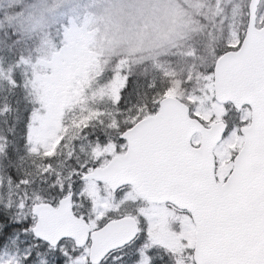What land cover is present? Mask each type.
Wrapping results in <instances>:
<instances>
[{
  "label": "snow or ice",
  "instance_id": "1",
  "mask_svg": "<svg viewBox=\"0 0 264 264\" xmlns=\"http://www.w3.org/2000/svg\"><path fill=\"white\" fill-rule=\"evenodd\" d=\"M218 59L209 71L223 94L212 99L217 104L234 99L238 122L220 124L209 136L191 124L200 112L177 110L154 94L145 101V107L152 105L147 118L131 134L140 117L120 126L129 113L117 112L115 140L89 141L88 157L96 168L107 159L122 169L121 179L145 206L125 222L116 200L94 193L100 184L107 186L106 179L87 162L78 164L60 183L48 185L47 196L37 191L21 203L17 194L16 219L0 213V231L19 227L17 241L30 237L9 264H264V40L237 32ZM10 86L18 85L13 80ZM205 107L211 105L206 101ZM224 115L213 111L211 119ZM44 174H55L51 164ZM120 193L117 185L115 195ZM56 209L80 223L83 234L51 231Z\"/></svg>",
  "mask_w": 264,
  "mask_h": 264
},
{
  "label": "rangeland",
  "instance_id": "2",
  "mask_svg": "<svg viewBox=\"0 0 264 264\" xmlns=\"http://www.w3.org/2000/svg\"><path fill=\"white\" fill-rule=\"evenodd\" d=\"M7 1L0 0V52L8 50L19 61L30 63L35 60V66L39 64L51 69L49 73L35 75L33 80L42 109L36 110L30 117L27 140L31 153L33 148L37 151L41 148L45 151L52 149L58 136L63 108L74 94H79L76 84L79 85L80 80L77 78L85 76L91 67L114 72L115 78L111 84L114 99L118 98L119 88L127 75L141 79L157 76L165 86V93L179 98L190 111L200 112L197 118L204 124L221 120L219 116L211 119L213 111L226 113L222 120L228 124L238 122L237 111L229 105L217 104L212 99L209 69L230 37L245 31L249 0H198L200 11L191 16L194 19L190 20L191 24L185 30L180 26L181 12L171 11L174 7L179 8L177 3L172 4L173 0H119L120 7L115 0L116 12L111 18L108 17L106 23L98 11L77 10L75 7L78 0H41V6L50 12H61L73 7L71 12L60 14L57 19L47 23L38 17L39 7L36 2L39 0ZM112 4L110 0L108 3H100V6L110 8ZM167 8L168 13L165 14ZM261 21H264V0L259 4L258 26L262 25L259 23ZM59 35L64 44L50 60L40 59V52ZM163 38L169 45L167 48L160 45L159 49H163H156ZM183 38L187 40H180ZM182 56L185 57L184 65L175 66ZM3 74L0 63V78ZM206 101L211 107H205ZM37 121L41 123L38 125ZM109 143L112 142L106 144ZM2 150L0 141V207L9 210L11 218L16 219L18 211L14 197L17 194L21 203L34 192L39 191L45 195L40 186L23 178L21 181L26 183L18 185L10 183L8 178L6 181L2 171ZM134 191L127 186L117 197L106 185L100 184L94 193L116 200L121 214L134 215L137 208L132 211L131 202H140L132 196ZM129 196L132 198L127 202L131 205L124 204V198ZM121 203L125 207H120ZM165 207L166 210L172 208L169 204ZM19 232H13L0 243V261L4 264H9L12 255H21L23 241L30 240V237L21 235L17 241L16 234ZM0 237H3L1 231Z\"/></svg>",
  "mask_w": 264,
  "mask_h": 264
},
{
  "label": "trees",
  "instance_id": "3",
  "mask_svg": "<svg viewBox=\"0 0 264 264\" xmlns=\"http://www.w3.org/2000/svg\"><path fill=\"white\" fill-rule=\"evenodd\" d=\"M63 44L64 40L61 35L54 37L48 47L40 52L39 58L50 60ZM35 62V60L30 63L19 61L8 50L0 52V63L4 70L0 78V141L3 146L2 157L4 159L2 171L6 176V181L8 178L10 183L18 185L23 178L37 187L40 186L41 192L47 196L49 195L48 185L53 181L60 183L63 173L71 175L70 170L85 162L90 167L95 166L88 157V143L91 141L95 145L99 140V144H106L115 140L117 133L114 129L118 126L117 112L127 109L129 113L124 115L120 126L125 121H135L137 117H143L152 109L151 104L144 106L148 97L154 94L155 98L160 99L166 90L157 76L141 79L127 75L119 88L118 98L114 99L111 94L114 72L91 67L85 76L77 78L80 80L79 85L76 84L79 94L73 96L64 108L53 148L49 151L40 149L38 154L31 153L27 140L29 121L32 113L42 108L38 89L33 80L35 75L50 71L39 64L35 66ZM13 80L18 86H10ZM150 83L154 87L146 88V85ZM120 97L122 100L117 105L116 102ZM134 108H139L140 111L132 115L130 113ZM142 113L144 115H141ZM85 124H87L86 127ZM101 137L103 139H100ZM48 153H52L51 159L45 160L44 157ZM48 164L53 166L55 174L41 175ZM127 203L129 202L124 204ZM131 203L132 211L144 205L141 200ZM0 213L11 217L9 210L3 207H0ZM2 223L4 221H0V224ZM17 230H20L19 227H12L1 233L5 239Z\"/></svg>",
  "mask_w": 264,
  "mask_h": 264
},
{
  "label": "water",
  "instance_id": "4",
  "mask_svg": "<svg viewBox=\"0 0 264 264\" xmlns=\"http://www.w3.org/2000/svg\"><path fill=\"white\" fill-rule=\"evenodd\" d=\"M260 0H250L249 5H248V21H247V27L246 31L248 33L249 38L256 40V41H261L264 40V24L260 27L256 26V20H257V8ZM251 17V19H250ZM255 23V27H253V24ZM221 62L220 59H216L215 63L219 64ZM216 88V91L214 95L219 99L221 95L223 94V90L219 88L216 84V82L213 81V88ZM161 100H166L168 103H174L175 105L178 106V109H184L185 112H189V107L183 103L181 100L178 98L172 96V95H165ZM230 102L233 107L235 104L234 99L229 98L228 100L225 101V103ZM147 118V115L137 121L135 124V127L129 130V134L134 132L137 128L141 126V124L144 123V120ZM223 121H217L209 125L208 127L203 125L198 119L196 118H191V124L195 126L196 128L201 129L205 134H208L209 136L213 134L216 130V128L220 125L223 124ZM112 159H115L113 157ZM96 168V167H94ZM96 176H99L103 179H106L107 185L110 188L112 192L115 191L116 186L118 185L119 187L124 186V185H130V182L127 180H122L121 177L124 175V172L122 169L119 167H112L111 166V161L109 160L105 165L101 166L100 168H96ZM47 214V213H45ZM54 222L50 226V230L55 232V231H61L68 233L70 235H82L83 234V229L81 227V224L76 222L74 218L72 220H69L65 213L60 210L56 209L54 210ZM131 218H134L133 216H125V222H128ZM94 235H99V234H94Z\"/></svg>",
  "mask_w": 264,
  "mask_h": 264
},
{
  "label": "bare ground",
  "instance_id": "5",
  "mask_svg": "<svg viewBox=\"0 0 264 264\" xmlns=\"http://www.w3.org/2000/svg\"><path fill=\"white\" fill-rule=\"evenodd\" d=\"M11 0H8L7 2H10ZM110 0H78L77 2V6L75 8H77V10H84V9H92L93 11H98L101 13L104 23H106V20H108V17L111 18V16H114V13L116 12L114 9L116 8V6L118 5V7H120V1L117 0L116 4H115V0H112V7L110 8H106L105 6L102 8L100 6V3L102 2H106L108 3ZM178 5L179 8L174 7L175 9H171V11L175 10L176 13L181 12V16L179 17V19L181 20V24L183 27V30H185L186 28H188V24H191V19H194L191 16L196 15L199 11H200V3L198 0H173L172 4H176ZM36 4L39 7V13H38V17H41L42 20H45V22H49L52 20H55L58 18V16L65 12H71L73 10V7H70L68 9L62 10L61 12H56L57 10H55V12L53 10H51L52 12L48 11V9L43 8L42 2L41 0L37 1ZM170 8V7H169ZM167 8L165 10V14L168 13L167 10L169 9ZM109 22V21H108ZM109 30V27L106 29V31ZM108 33V32H107ZM186 35V34H185ZM187 38V37H186ZM186 38L180 39V40H187ZM159 44L157 45L156 49H159L160 45H165L163 46L164 48H167L166 46L169 45V43H167V41L163 38V40L158 42ZM131 45H135L134 43H130ZM144 43H142L143 45ZM160 49H163L162 47ZM159 49V50H160ZM185 63V57H181L177 64H175V66H182ZM175 68V67H174ZM178 69V68H177Z\"/></svg>",
  "mask_w": 264,
  "mask_h": 264
}]
</instances>
